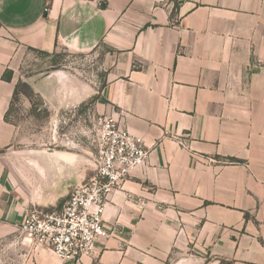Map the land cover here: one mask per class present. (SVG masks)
<instances>
[{
  "label": "crops",
  "instance_id": "0c3cea01",
  "mask_svg": "<svg viewBox=\"0 0 264 264\" xmlns=\"http://www.w3.org/2000/svg\"><path fill=\"white\" fill-rule=\"evenodd\" d=\"M59 49L98 58L97 92L69 71L22 73ZM19 81L54 111L97 93L148 149L78 264H264V0H0V264H73L19 229L84 179L73 148L21 145Z\"/></svg>",
  "mask_w": 264,
  "mask_h": 264
},
{
  "label": "built area",
  "instance_id": "2783aa9c",
  "mask_svg": "<svg viewBox=\"0 0 264 264\" xmlns=\"http://www.w3.org/2000/svg\"><path fill=\"white\" fill-rule=\"evenodd\" d=\"M147 157L142 139L120 127L114 115H105L96 138L93 174L71 187L59 209L29 210L19 225L23 240L49 249L63 262L78 264L83 256H92L96 244L111 235L103 218L109 196Z\"/></svg>",
  "mask_w": 264,
  "mask_h": 264
},
{
  "label": "rangeland",
  "instance_id": "374dc122",
  "mask_svg": "<svg viewBox=\"0 0 264 264\" xmlns=\"http://www.w3.org/2000/svg\"><path fill=\"white\" fill-rule=\"evenodd\" d=\"M33 56L44 60V63L48 62L47 68L41 70L43 63H39ZM39 70L69 71L75 75V85L79 82L77 79H80L86 88L94 92L100 89L102 69L94 55H77L63 49L50 55L33 51L31 57L23 63L22 73L32 75ZM98 99L97 93H93L75 102V105L54 111L45 107L28 83L19 81L7 119L19 128L21 145L25 147L73 148L78 162L76 170L84 175L83 181L94 172L96 138L100 122L105 116Z\"/></svg>",
  "mask_w": 264,
  "mask_h": 264
},
{
  "label": "trees",
  "instance_id": "16d2710c",
  "mask_svg": "<svg viewBox=\"0 0 264 264\" xmlns=\"http://www.w3.org/2000/svg\"><path fill=\"white\" fill-rule=\"evenodd\" d=\"M3 78H4L5 80H9V79H10V72H5V73L3 74ZM15 94H16V91H15Z\"/></svg>",
  "mask_w": 264,
  "mask_h": 264
}]
</instances>
